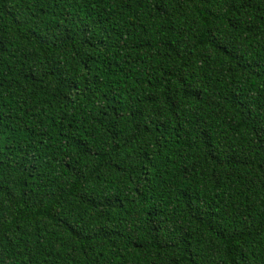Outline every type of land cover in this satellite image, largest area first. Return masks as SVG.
I'll return each mask as SVG.
<instances>
[{
    "label": "trees",
    "instance_id": "16d2710c",
    "mask_svg": "<svg viewBox=\"0 0 264 264\" xmlns=\"http://www.w3.org/2000/svg\"><path fill=\"white\" fill-rule=\"evenodd\" d=\"M0 264H264V0H0Z\"/></svg>",
    "mask_w": 264,
    "mask_h": 264
}]
</instances>
